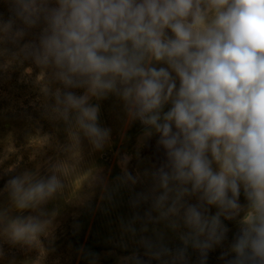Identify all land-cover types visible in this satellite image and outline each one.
I'll return each mask as SVG.
<instances>
[{
	"label": "clouds",
	"instance_id": "obj_1",
	"mask_svg": "<svg viewBox=\"0 0 264 264\" xmlns=\"http://www.w3.org/2000/svg\"><path fill=\"white\" fill-rule=\"evenodd\" d=\"M7 2L0 71L25 61L39 69L45 115L64 125L68 143L57 148L63 159L47 161V175L37 165L8 179L0 239L37 250L41 255L32 264H42L48 251L43 240L52 236L58 215L45 206L79 169L83 139L96 151L110 142L111 129L99 124L100 105L91 101L115 95L128 122L144 126L141 140L158 135L166 157L145 173L151 187L130 200L133 209L148 205L143 215L121 221L124 232L138 236L121 264H187L190 248L206 264L209 251L226 239L224 220L238 224L221 256L225 264H264V0ZM33 29H39L36 38L21 43ZM39 139L31 160L52 146L50 135ZM16 151L10 143L0 165ZM129 160L125 155L120 161L116 190L142 182L128 171ZM18 167L19 158L6 171ZM93 180L104 183L99 176ZM106 195L112 199L107 189ZM168 231L180 246H168Z\"/></svg>",
	"mask_w": 264,
	"mask_h": 264
},
{
	"label": "rangeland",
	"instance_id": "obj_2",
	"mask_svg": "<svg viewBox=\"0 0 264 264\" xmlns=\"http://www.w3.org/2000/svg\"><path fill=\"white\" fill-rule=\"evenodd\" d=\"M10 15L7 0H0V19L7 20ZM38 33L39 29L31 30L21 43L35 39ZM29 67L32 68L30 74L25 72ZM38 73L39 69L30 61L14 65L8 71H0V157H3L10 143L17 149L0 165V205L8 203L7 193L3 189L13 175L24 170H35L37 165L40 166L41 175H47V161L64 158V154L57 151L58 146L68 143L64 125L49 120L45 115V101L36 85ZM72 91L81 95L84 90ZM91 102L100 105L99 124L111 129L110 142L103 150L96 151L87 139H83L79 169L68 176L64 192L45 206L46 211L55 210L58 215L52 236L43 240L48 251L43 256L42 264H121V258L130 256L137 247L138 239V236L133 237L123 231L121 221L127 224L136 212L143 215L148 207L143 205L133 209L130 200L135 192L151 187V177L145 173H150L166 159L164 149L157 145L159 136L141 140L144 126L139 121L128 122L123 102L118 97L109 95L107 99H93ZM169 107L165 106L164 110L167 111ZM44 135L53 138L52 146L45 147L36 160H31L33 149L41 142L39 136ZM125 155L130 157L128 171L133 175L139 173L142 182L133 189L120 187L116 190V177L123 174L120 161ZM18 158L16 172H7L6 169ZM94 176L102 177L104 183L94 181ZM106 189L112 193V199L106 195ZM191 202L195 203V200ZM240 203H246L243 193ZM216 211L212 207L210 214ZM223 222L229 229L226 239L209 251L206 264H225L221 256L232 243L238 224L236 221ZM152 227L149 225L150 229ZM136 228L139 235V223ZM147 235H151V231ZM166 243L170 248L180 246V241L170 231L167 232ZM0 246L5 253L0 264H32L41 255L35 249L12 246L2 239ZM82 250L95 253L96 258L86 259ZM152 264L157 262L152 261ZM187 264H199L196 250H188Z\"/></svg>",
	"mask_w": 264,
	"mask_h": 264
}]
</instances>
